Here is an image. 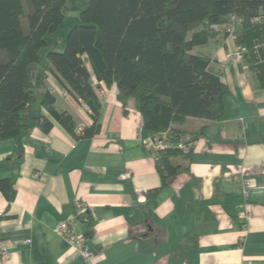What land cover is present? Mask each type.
Segmentation results:
<instances>
[{
    "label": "crops",
    "instance_id": "crops-1",
    "mask_svg": "<svg viewBox=\"0 0 264 264\" xmlns=\"http://www.w3.org/2000/svg\"><path fill=\"white\" fill-rule=\"evenodd\" d=\"M236 47L222 32L197 47L228 84L225 112L171 124L199 136L192 158L170 159L180 169L155 195L156 152L142 142L136 99L127 98L125 113L116 84L93 80L102 126L90 138H76L51 118L49 132L34 124L0 139V181L12 183L10 199L0 190V237L11 241L0 264H264V87L247 64L229 57ZM47 75L56 105L77 127L90 125L85 105ZM78 199L87 204V222L77 214ZM62 217L77 220L91 260L55 230Z\"/></svg>",
    "mask_w": 264,
    "mask_h": 264
},
{
    "label": "trees",
    "instance_id": "trees-1",
    "mask_svg": "<svg viewBox=\"0 0 264 264\" xmlns=\"http://www.w3.org/2000/svg\"><path fill=\"white\" fill-rule=\"evenodd\" d=\"M74 8L80 21L65 39H50ZM231 15L241 18L235 39L245 47L242 61L264 87V0H0V139L34 124L49 132L51 118L76 138H90L102 126L93 80L116 84L125 113L127 98L136 99L142 138L171 131L170 145L155 150L161 186L150 193L157 194L180 169L170 159L192 158L199 136L171 124L190 116L216 120L225 112L228 84L197 47L220 32L229 35L222 24ZM48 71L89 107L90 125L79 130L72 114L56 105ZM0 190L10 199L11 181L1 180Z\"/></svg>",
    "mask_w": 264,
    "mask_h": 264
},
{
    "label": "built area",
    "instance_id": "built-area-1",
    "mask_svg": "<svg viewBox=\"0 0 264 264\" xmlns=\"http://www.w3.org/2000/svg\"><path fill=\"white\" fill-rule=\"evenodd\" d=\"M241 21V18L231 15L228 17V20L222 24V28L229 32V35L236 38L235 31L237 24ZM245 51V47L238 46L236 50L231 53L229 56L231 59L234 58L236 60H243V52ZM85 109L89 111V107L85 105ZM82 129V125L79 127V130ZM171 131L169 129L159 132L152 133L142 138V142L148 144L154 150L167 148L170 143L168 137H170ZM179 147H183V144H179ZM249 184L246 185L248 187ZM246 193V190H245ZM75 206L77 210V214L81 216L82 221H89L90 217L88 215L87 204L82 200H76ZM3 215L0 212V217ZM253 218V215L250 211L245 213L244 221L250 222ZM55 230L73 242V244L78 248V251L81 256H83L87 260H91L94 256L91 248L86 244L85 236L77 231V220L71 217H62L56 224ZM11 253V241L9 239H2L0 237V256L4 261H7Z\"/></svg>",
    "mask_w": 264,
    "mask_h": 264
},
{
    "label": "rangeland",
    "instance_id": "rangeland-1",
    "mask_svg": "<svg viewBox=\"0 0 264 264\" xmlns=\"http://www.w3.org/2000/svg\"><path fill=\"white\" fill-rule=\"evenodd\" d=\"M66 18L64 24L61 26V28L55 32L50 33L48 37L52 40H63L67 37L71 27L80 21L79 16V9H70L66 12ZM49 50V47H45L42 49L41 53L44 55Z\"/></svg>",
    "mask_w": 264,
    "mask_h": 264
}]
</instances>
